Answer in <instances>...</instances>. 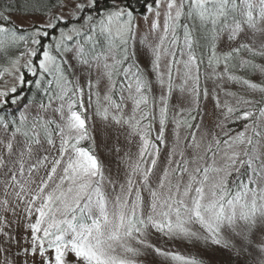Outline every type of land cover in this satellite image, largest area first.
<instances>
[{
	"label": "snow or ice",
	"instance_id": "snow-or-ice-1",
	"mask_svg": "<svg viewBox=\"0 0 264 264\" xmlns=\"http://www.w3.org/2000/svg\"><path fill=\"white\" fill-rule=\"evenodd\" d=\"M94 2L88 0V7H93ZM74 7L82 10L84 6L76 4ZM145 11L152 17V33L160 30V17L163 16L158 42L153 44L147 37L140 41L151 52L146 65L141 63L137 49L130 45L138 30L134 22L135 9L130 5L121 6L118 0H113L112 8L99 21V33L105 41L100 45V51L96 50L93 36L88 37L94 42L88 53L82 46L77 49L76 59L87 70L84 83L79 76L70 78L47 47L42 51L39 68L53 76L48 83L54 88L46 89L49 103L40 107L45 113L51 108L52 115L37 114L29 127L24 126L22 115L21 125L14 133L25 138L21 158L25 155L31 158L33 146L48 153L37 156L36 163L29 168V171L45 168L46 175L26 209L29 214L33 210L36 213L35 222L29 225L31 253H39L41 264H70L69 253L75 257L71 264H132L114 255L116 247L125 248L127 238H134L135 233L143 235L149 226L167 235L199 238L187 227L197 223L211 236L214 244L220 243L217 237L225 227L236 235H243L245 240L256 231L264 237V108L259 110L260 115L251 125L245 124V131L223 141L229 151L224 154L222 166L216 164V152H213L212 163L203 165L198 161L204 160L205 156L194 154L191 160L183 159L187 147L198 149L201 145L195 132H189L191 145H182L179 133L175 132L168 164L174 163L176 167H165L156 187L150 186V177L160 154L159 145L167 143L165 132L170 100L174 98V80L180 78L183 81L176 113L181 118L173 117L175 129L200 128L201 125L190 121L195 120L191 113L193 108L198 109L197 102L202 94L200 66L205 62L204 57L213 73L221 63L227 72L229 62L235 59L234 53L241 49L251 52L246 43L233 47L228 42H237L248 30L264 33V0H145ZM144 19L148 21L149 16L145 15ZM3 22L11 23L10 16L0 12V49L6 41L25 40ZM46 27L54 28L55 23L50 21ZM90 30L96 32L95 27ZM71 31L79 35L76 29ZM40 35L47 36L48 33L34 32L33 44L40 43L36 39ZM70 39L72 37L62 31L56 43L57 51L61 50L64 40ZM221 45H227L230 51H222ZM63 51L69 49L64 47ZM260 54L264 55V52ZM30 55H37L36 50L33 49ZM29 71L34 69L29 67ZM68 71L75 75L71 67ZM228 79L236 78L229 76ZM243 83L253 89L258 87L247 80ZM156 86L159 87L158 100ZM85 89H88L87 93ZM203 95H208L207 89L203 90ZM4 96L6 93L0 92V97ZM53 101L60 103L52 107ZM129 103L131 109L126 111ZM217 107H220L219 103ZM225 107V119L239 111L227 104ZM90 109H94L92 115L88 114ZM157 110L159 128L153 138ZM253 115L251 111H242L236 119L248 120ZM97 117L126 127L129 137L139 138L137 159L128 164L129 171L125 181L119 183L118 191L117 181L104 175L103 163L94 147L95 137L89 124ZM249 131L250 135L247 134ZM84 142L87 147L81 146ZM220 143L219 139L215 140L217 148ZM7 147L11 150L12 143L9 142ZM115 150L120 151L119 148ZM211 150L209 145L205 154ZM177 151L182 157L179 161L173 159ZM148 162L150 166H142ZM189 164L196 166L189 169ZM20 170L22 173V162ZM233 172L237 174L236 179H230ZM174 175L180 177L175 183L171 179ZM184 175H187V181H183ZM54 179L57 182L49 191ZM105 182L112 187L111 197L105 190ZM145 189L149 195L147 201L143 196ZM37 201H40L39 206H36ZM146 204L150 212L144 218ZM145 246L152 247L150 244ZM126 250L135 251L131 247ZM261 250L264 251V246ZM156 251L182 264H200L179 254Z\"/></svg>",
	"mask_w": 264,
	"mask_h": 264
},
{
	"label": "rangeland",
	"instance_id": "rangeland-1",
	"mask_svg": "<svg viewBox=\"0 0 264 264\" xmlns=\"http://www.w3.org/2000/svg\"><path fill=\"white\" fill-rule=\"evenodd\" d=\"M8 0H0V12L10 16L11 24L26 29L32 34L39 30L41 33L53 28H47L46 25L52 21L57 26H65L64 33L71 36L72 39L64 40L61 46V50L57 51L56 43L61 37V32L54 37L53 50H56L59 57L63 59V65L67 70L71 67L75 70V75L72 71H69L71 78L79 76L81 83H84V78L87 75V70L84 66L78 63L76 59L77 49L82 46L85 49V44L89 36H99L103 42L104 37L99 33V21L98 18L95 21H88L82 27L80 25L71 26L72 19H82L84 12L88 7V0H59L58 5L45 12V13H21L18 9H7L2 5L7 4ZM151 2V0H149ZM104 2L113 6V0H95L93 7H100ZM121 6H124V0H118ZM76 4L83 5L82 10H77L74 6ZM17 8V7H16ZM134 15L136 17L135 23L138 26L136 37L130 42V45L134 46L142 64H147L151 57V52L144 45H141L140 41L147 37L148 41L155 44L158 42V35L162 32L163 16L160 17L161 28L157 33L150 31L151 15L145 11L144 7L137 9L135 7ZM145 15L149 16V20L145 21ZM59 17V19H54ZM86 27V29H83ZM96 28V32L93 33L90 29ZM54 28V29H55ZM76 29V32L71 31ZM85 32V33H84ZM83 35V38L80 36ZM30 39V40H31ZM39 40V36L36 37ZM78 43V41H83ZM49 38H45L44 41L39 44H33L32 40L23 43L22 51L17 53L13 58L6 61L3 66H0V92L6 93V96L0 97V160H3V164H0V264L6 262H13L14 264H41V257L37 252L35 255L31 253V229L29 225L35 222V211L31 214L26 210L31 200L32 194L36 191L42 178H45V168H34L29 171V168L36 163L37 156L43 157L48 154L43 148L39 146H33L32 157L29 158L25 155L21 158L20 153L24 150V141L21 140L20 134L11 133L8 129L14 128L15 120L11 123L13 115L8 110V94H13L11 91L13 88L17 90V85L21 82L22 74L21 67L25 65V69L29 71V67L34 69L40 75H50L49 73L42 72L39 68V61L42 59V49L47 47ZM73 41V42H72ZM72 42V43H70ZM102 42V43H103ZM233 47H238L240 43H246L252 49H241L240 52L234 53L235 57L239 55L241 61L233 59L228 64V71H224V64L221 63L215 67V73L213 69L209 67L206 56L205 62L200 66V89L201 96L198 99V109L193 108L192 116L195 120L190 121L194 125H201L200 128L193 127L188 129L181 127L175 129L173 117L179 111V105L177 100L181 97L179 91L180 85L183 81L180 78L174 80V98L170 100V107L168 111V122L166 124L165 138L167 143L159 145L160 154L158 157V163L154 169V174L150 177V186L155 188L158 183V177L163 174L165 167L175 168L176 164L169 165L168 157L169 152L172 150L175 143V132L179 133V139L182 145H191L192 137L189 132L196 133V139L200 142V148L194 149L187 147L185 149V156L183 159L191 160L193 155L205 156L204 160L198 161L199 164L212 163L213 152H216L215 156L217 166H222L224 163V154L228 152L227 146L223 143L225 140H229L230 137H235L239 132L245 131V124L251 125L253 120L260 115L259 110L264 108V86L260 84L263 79L264 71V33L248 30L244 36H241L237 42H228ZM67 47L69 51H63V48ZM93 47V46H92ZM35 49L37 55H30V52ZM83 49V50H84ZM90 49L84 50L88 53ZM222 51H230L227 45H221ZM97 51H100V45L96 47ZM131 50V48H130ZM41 51V52H40ZM56 56V55H54ZM256 57L249 61L253 62L256 66H252L251 71L245 74L242 71V66L245 64L249 57ZM57 57V56H56ZM68 61V63H64ZM234 61L236 62L234 64ZM61 61H57L59 63ZM230 63L232 66H230ZM62 65V64H61ZM234 65V67H233ZM230 68L233 69L230 71ZM237 68V69H236ZM34 71H29L33 73ZM175 74V73H174ZM243 75L248 76V78ZM229 76H233L236 79L230 80ZM154 79V78H153ZM244 80L249 81L250 84H256L258 87L253 89L243 83ZM17 86V87H16ZM207 89V96L203 95V90ZM15 90V91H16ZM88 89H85L87 93ZM92 91H95L93 89ZM101 95H103V89H101ZM155 95L157 100L159 98V87L156 86ZM12 96L9 99L15 98ZM86 99V97H85ZM96 99L95 96L92 97ZM244 101H250V103H244ZM219 103L220 107H217ZM257 103L259 106L257 107ZM225 104L238 109V112L233 113L229 118L225 119L224 114L227 109ZM37 109L32 110L37 113L41 107L36 106ZM131 104L129 103L126 111H130ZM94 109L89 110V115H92ZM242 111H251L254 115L248 120L236 119L237 115H240ZM6 112V114H5ZM11 114V118L8 115ZM186 115V114H185ZM177 119L181 117L176 116ZM17 122V120H16ZM89 127L93 129V135L95 137V149L96 154L103 163V171L106 177L110 176L117 181V191L119 190V183H123L129 171L128 164L134 163L138 154V137H129L126 127H121L113 124L111 121L104 122L98 117L94 118L90 122ZM159 128L158 123V110L157 119L153 121L152 136L155 137L156 130ZM175 130V131H174ZM247 134H251L249 131ZM221 141L219 148L215 144V140ZM11 142L13 147L8 149L7 145ZM211 145V151L205 154V149ZM83 147H87V142L82 143ZM48 147L47 145L44 146ZM119 148L117 152L115 149ZM127 154V155H126ZM49 155V159H51ZM174 160L179 161L182 159L177 151ZM23 163V172L21 173L20 165ZM150 166V162L146 165ZM194 164H189V169L195 167ZM15 176V179H13ZM237 174L233 172L230 179H236ZM175 183L180 177L174 175L171 177ZM187 175H184L183 181H187ZM56 179L49 185V191L54 187ZM105 190L112 195V187L105 182ZM19 194V195H18ZM143 196L145 200H149L147 189L144 190ZM40 201L36 202V206H39ZM144 218L150 212L147 204L144 207ZM187 227L191 231L197 233V237H185L179 234L167 235L164 232H159L156 229L149 226L145 229L144 234H134V238H127L125 240V248L119 246L116 247L114 255L121 259L131 261L132 264H182L180 261H175L169 255H162L157 253L156 249H160L161 253H171L173 255L179 254L186 259H195L200 264H261L264 261V251L261 250L264 246V237L261 236L259 231L250 235L248 240L243 239V235H236L227 227L221 230L220 235L217 237L220 240L219 244L212 243V238L209 234L197 223L189 224ZM240 231V229H238ZM145 241L141 244L139 241ZM146 244L152 245V247H146ZM127 247H131L135 251L129 252ZM75 257L69 253L68 260L71 264Z\"/></svg>",
	"mask_w": 264,
	"mask_h": 264
},
{
	"label": "trees",
	"instance_id": "trees-1",
	"mask_svg": "<svg viewBox=\"0 0 264 264\" xmlns=\"http://www.w3.org/2000/svg\"><path fill=\"white\" fill-rule=\"evenodd\" d=\"M58 2L59 0H8L7 4L2 5V6L7 7V9H11V10L18 9V12H21V13H45L55 8L58 5ZM124 2H125L124 5H130L134 9L136 6L138 9L140 7H144L145 5V0H124ZM148 2L150 1L148 0ZM111 8H112V5L108 4L107 2H104L100 7H97V8L95 7L88 8L84 12V17H82V19H79L78 21L76 19H72L71 26L80 25L82 27L85 23L89 21L88 20L89 16L92 17V21H95L96 19L102 17V15L106 13L108 10H110ZM3 23H5V26L13 28L16 31L17 36H24L25 40L23 41L17 40L15 43L6 41L4 48L0 49V66H3L8 59L13 58L17 53L21 52L24 46L23 43H25L26 45L28 44L26 43L27 41L32 40L31 33L29 31H26V29L18 28L8 22H3ZM54 28L51 30L45 31L48 33L47 36L40 35L39 41L42 42L45 40V38H49V41H45L47 43V48L49 49L52 55L57 56V61H61L59 62L60 64H62L61 67L66 70V74L71 78L70 72L66 69V67H64L65 64L63 65L62 63L63 59L59 57V54L57 53V51L53 50L52 48L54 45L55 35L59 34L60 31H63L65 29V26L58 25L57 28L55 29ZM83 29H86V27H83ZM82 36L83 35H81L80 38H83ZM83 42L84 40L78 41V43H83ZM94 42H95L96 47L104 43L103 40L99 36H96V38L94 39ZM94 42L87 41L86 43H83L85 44V49L84 47L83 49L86 50V49L93 48L92 46H94ZM41 51H43V49ZM254 58L256 57H252V56L249 57L247 59L249 63L241 65L242 66L241 70L244 71L245 74H248V72L251 71L252 66H256L255 64L257 63L254 64L253 62L249 61ZM235 59L238 62L241 61L239 58V55L237 56V58L235 57ZM235 63L236 62L234 61V64ZM230 66H232L231 63H230ZM25 67H26L25 65L21 67L22 79H21V82L17 85L18 87L16 86L17 90L13 94L7 95V99L9 102V104L7 105L8 106L7 108L8 110L10 109V113L13 115V119L11 120V123L15 120V118L17 120V122L15 120V124L13 125L14 128L8 129V130H11L9 131L11 133H15L16 128L21 125L22 115L25 117L24 126L29 127L31 125L34 117L37 116V114H35V111H36L35 109H37L36 106L37 105L41 106V104L47 105L49 103V92L46 91V89L54 88V85H49L48 83V81L53 79V76H50L47 74L40 75L36 71H34L33 73L31 72L29 73V71L26 70ZM231 70L233 69L230 68V71ZM243 76L248 78V76L246 75H243ZM38 81L39 83H37ZM260 84L264 86V75H263V79L260 81ZM12 96H16V97L9 99ZM116 99H118V97H116ZM59 103H60L59 101H53L52 107L58 106ZM258 106L259 104L257 103V107ZM32 110H35V111L33 112ZM10 113L8 112V115L11 118ZM37 113L41 115H47V116L52 115L51 108L48 109L47 113H45L43 109H40V111L37 110ZM16 134H19V133H16ZM20 137L22 138L21 140L24 141L25 138L21 134H20ZM5 264H14V263L6 262Z\"/></svg>",
	"mask_w": 264,
	"mask_h": 264
}]
</instances>
